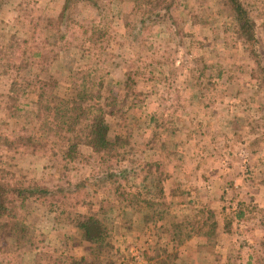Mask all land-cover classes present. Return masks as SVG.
I'll return each mask as SVG.
<instances>
[{"label":"rangeland","instance_id":"obj_1","mask_svg":"<svg viewBox=\"0 0 264 264\" xmlns=\"http://www.w3.org/2000/svg\"><path fill=\"white\" fill-rule=\"evenodd\" d=\"M146 1L101 0V10L80 3L61 21L64 0H5L0 48L12 43L9 51L30 56L37 47L43 53L53 49L57 59L49 70L61 75L59 95L76 72L93 69L103 97L120 111V120L106 119L111 134L124 137L128 158L116 189L111 183L101 187L103 174L83 161L92 153L87 146L79 147L67 177L62 165L28 157L24 168L29 161L45 166L30 173L44 185L72 191L83 179L87 185L74 199L23 203L21 228L35 251L1 238L0 264H52L37 253L84 256L89 245L64 211L99 212L107 233L97 264H259L255 257L264 258V72L256 70L253 55L264 65V0H242L252 7L254 46L240 39L224 0H177L156 25L140 22ZM92 25L102 38L84 44ZM36 69L28 68L34 76L46 75ZM15 75L0 77V133L10 130L5 94ZM149 163L160 169L144 172ZM159 183L162 194L146 195L145 185ZM138 199L155 205L148 209Z\"/></svg>","mask_w":264,"mask_h":264},{"label":"trees","instance_id":"obj_2","mask_svg":"<svg viewBox=\"0 0 264 264\" xmlns=\"http://www.w3.org/2000/svg\"><path fill=\"white\" fill-rule=\"evenodd\" d=\"M113 1L122 3L124 0ZM224 1L233 13L234 29L240 39L245 45L254 46L257 38L252 7L245 5L242 0ZM135 2L137 7L138 4ZM4 3L5 0H0V10ZM80 3L88 4L96 10L102 8L101 0H64L59 19L61 21L68 19L74 7ZM146 4L147 8L140 13V22L142 24L147 21L151 25H156L166 21L172 8L177 5V0H147ZM91 29V36L83 41L84 44H97V40L102 38L97 33L98 26L92 25ZM11 46H13L12 43H9L8 47L0 48V77L9 78L12 73L16 74L5 94L6 111H8V122L5 123L10 130L0 133V239L12 238L18 249L34 252L32 239L24 234L21 228L22 204L32 200L74 199V195L86 187L87 179L79 181L76 184L79 189L75 191L62 184L49 187L44 185L43 180H37L35 175L30 177L32 171L43 172L45 166L38 169L36 163L29 161L30 166L24 168L21 163L28 157L33 161H39V164L46 163L40 160L58 163L63 166L65 177H67V173L73 169L72 164L78 163L79 147L87 146L92 153L83 161L95 166L98 170L97 174H103L100 178L101 187L111 183L118 189L119 185L114 183L117 182L118 176L126 172L120 165L127 161L128 151L124 137L111 134L106 117L117 120L120 111L116 103L107 101L103 97V82L92 79L93 69L76 72L72 78L70 77L71 82L67 89L59 95L63 91L61 75L51 74L49 70L50 63L57 59V55H55L56 59L51 57L54 53L53 49H46L47 52L43 53L37 50L40 49L37 47L30 56L27 54L28 51L23 55L18 50L9 51ZM77 46L82 44L77 43ZM253 52L256 58V70L264 72V65L259 55L256 51ZM30 67H36L39 73L45 72L46 75L41 77L35 74L34 76V72L28 70ZM11 120L14 121L10 123ZM159 169L160 164L149 163L145 165L143 171L155 173ZM64 183L70 186L69 181ZM144 188L147 191L146 195L154 194L152 192L155 190L158 193L154 196L163 193L160 183L145 185ZM140 201V199L136 200V202ZM141 203H144L148 209L155 205L153 199H143ZM98 214L99 212L84 214L74 211L63 213L68 224L80 232L83 241L89 245V251L84 256L76 260L67 256L56 257L37 253V257L43 259L49 257L52 264H97L100 251L106 246L104 239L107 233ZM208 216L209 220L213 219L212 213ZM174 227L179 228L182 225ZM215 228L216 223L212 221L206 233L209 244L214 241ZM180 234L178 233V238H181ZM190 238L191 233H187L186 239ZM259 244L264 248V237ZM255 258L259 264L264 261L260 255Z\"/></svg>","mask_w":264,"mask_h":264}]
</instances>
